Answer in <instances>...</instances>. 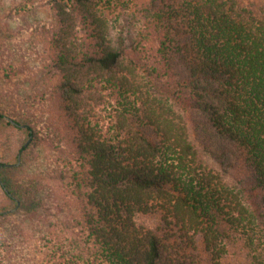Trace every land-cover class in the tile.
Returning <instances> with one entry per match:
<instances>
[{"label":"trees","instance_id":"obj_1","mask_svg":"<svg viewBox=\"0 0 264 264\" xmlns=\"http://www.w3.org/2000/svg\"><path fill=\"white\" fill-rule=\"evenodd\" d=\"M11 11L0 264H264V0Z\"/></svg>","mask_w":264,"mask_h":264},{"label":"rangeland","instance_id":"obj_2","mask_svg":"<svg viewBox=\"0 0 264 264\" xmlns=\"http://www.w3.org/2000/svg\"><path fill=\"white\" fill-rule=\"evenodd\" d=\"M20 0H0V20L1 17L6 18L9 22V26H13L18 32L10 38L5 39L7 41L6 43L9 44H24V43H29L32 40V35L30 34L31 30L33 28H27V29H21L19 27L22 19L15 16L12 17L9 15V13L12 12V15H16L15 12L11 11V8L14 7L16 4H18ZM1 26H3V23L0 21ZM29 27V26H28ZM12 86L14 87V81L12 80L11 82ZM27 87V83L23 82V90L24 88ZM21 140V143L26 140L25 135L22 134L18 129H11V128H5L4 130L0 126V160L5 161L8 159L12 153H14L16 149V144L18 141ZM30 142V141H29ZM1 196V194H0Z\"/></svg>","mask_w":264,"mask_h":264}]
</instances>
